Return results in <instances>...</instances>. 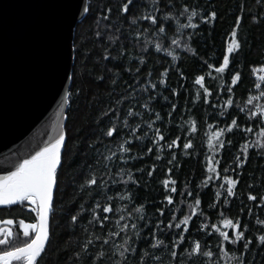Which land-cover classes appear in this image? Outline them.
Returning <instances> with one entry per match:
<instances>
[{
    "label": "trees",
    "instance_id": "trees-1",
    "mask_svg": "<svg viewBox=\"0 0 264 264\" xmlns=\"http://www.w3.org/2000/svg\"><path fill=\"white\" fill-rule=\"evenodd\" d=\"M123 0H88V11L84 19L77 25L74 34V64L72 68L71 86L68 96V109L66 113L65 135L66 143L62 153V164L59 168V187L55 190V212L51 217L50 240L47 242L44 252L38 258L39 264H114L120 257L117 247L123 243L124 239H129L131 245H135L142 250H147L150 256L156 259H146V264H228L223 254L219 251L216 243V236H205L203 233L195 234L199 228L200 221L204 217H193L191 239H201L207 248L213 251V256L208 257H171L168 248L161 247L159 250L147 248L146 245L152 243L151 239L145 240L149 236V231L144 228L148 223L154 228L157 218H161L155 211L156 207H166L164 224L167 225L168 219H171L168 210L174 211L177 216L182 218L188 213V201L194 197L187 196V191L200 193L201 209L213 223L217 221L220 212L223 211L225 216H240L243 222L249 224L251 229L264 228L256 224L257 217L264 219V207L257 208L259 196L264 194V153L255 147L249 149V158L243 168L237 169L240 173L239 183L235 189L236 197L231 198L228 206L221 207L223 200L217 202L218 206L214 209L209 205L215 200V189L219 187L213 182L207 187L202 186L206 173L202 166L204 156L208 153L206 144V133L208 132L206 123L220 124L221 126L227 120L231 121L232 116H236L241 126L250 125L246 121L244 113L238 109L245 107V102L250 96L259 97V92L264 91V18L253 22L251 16L259 15L264 12V2L258 3V0H174L172 9L171 22H165L168 26L167 38L161 41L160 37L151 32H141L139 38L136 37L138 29L148 28L147 22L141 20L139 24L130 27L127 20L131 18L132 13L138 15H148L163 9V4L167 0H136L135 6L124 19H121L119 7ZM184 4L192 5L197 13L201 10H215L218 13L217 19L212 24L201 23L198 17L193 18V22L199 26L197 29L181 27L187 23V14L181 15ZM107 8L112 11L109 14V20L97 21ZM161 15L163 12L161 11ZM242 14V22L238 28V39L241 43L239 51L232 55L230 69L240 72L238 84L233 86L234 104L228 109L226 117L213 116L214 111L218 112L219 108L213 109L204 105L202 101L193 103L196 95V88L192 80L196 74L201 73V69L207 72V67L203 61L211 58L210 62L215 63L216 57L222 59V51L229 41L227 33L235 23V16ZM110 24V31L104 30V25ZM115 29H120L116 32ZM97 31L101 33L100 37L96 36ZM189 33H195L191 42L187 41ZM110 36L118 37L115 43L109 39ZM183 38L188 47L193 52L184 50V46L176 48L170 46L173 38ZM161 42L168 51L177 55L173 60L166 51L156 52L155 44ZM147 44V49L142 46ZM110 53L116 59L105 60L104 56ZM126 51V55L120 57L118 54ZM144 56L146 63L143 71L137 77L135 72L124 73L123 68L131 66L133 69L139 66L140 56ZM136 60V63L132 61ZM179 66V71L177 70ZM170 69L164 86H158L155 94H160L157 101L150 102L152 112H148L139 105L148 101V93L152 89L146 83L149 70H152L151 80L153 82L159 79V72L164 68ZM111 70V71H109ZM179 72H183L187 79H181ZM213 75H215L213 73ZM103 76L101 82L98 77ZM230 82V75L225 76ZM206 85L214 91H221V96L211 97L217 105H222L228 96L226 88H223L219 80H213L211 76L206 77ZM141 88H148V92L141 91ZM178 89V96L172 97L171 90ZM135 89V90H133ZM169 97V101H165ZM171 102L178 104V109L170 117L168 112L171 110ZM264 105V98H257L249 107L255 105ZM141 113L134 120L129 118L131 125L142 122V130L137 129V135L141 137L133 143L130 155L140 156L144 152L143 159L125 160L121 158L118 151V145L128 138L126 129H124L125 115L128 108ZM159 112L163 118V123L167 125L164 129L165 135L170 140L175 135L181 134L183 129L180 125L183 121L191 117L198 125V131L191 135L194 140V147L191 149V155H178L177 163L180 167L174 168L172 173H167L169 167L168 160L171 158V152L166 147L161 153L162 159L155 160L156 152L148 154L145 145L148 144L149 138L153 136L152 130L147 128L148 118H154L155 113ZM107 113V115H104ZM212 116V119L209 117ZM117 126L121 129V134L114 137H106L103 133L108 127ZM260 122L256 121L253 132L245 133L240 130L234 131L229 138L233 141L234 147L225 148L222 154H218L221 160L219 170L222 174L224 168L228 167L227 175H233L232 165L230 162L234 156L238 155L240 145L247 140L254 143L261 139L259 136ZM156 128L162 127L160 121L154 125ZM187 128V125H184ZM147 133V137L144 136ZM180 148L183 147V140L179 142ZM115 154V155H113ZM103 157H111L105 161ZM243 158V157H241ZM157 165L154 175L148 177L147 171L151 165ZM139 169L140 171H137ZM123 170V171H122ZM132 171L134 177L140 181L139 185L131 182L125 184L127 179L126 172ZM170 175L177 181L178 189L187 190L182 194L181 191L172 193L174 205H167L166 202L161 204L165 189L160 181ZM96 177L97 180L103 179L107 187L102 188L99 184L95 186L87 185V179ZM249 185H252L250 188ZM127 189L131 202L116 198V193L125 194ZM251 192L257 196L256 201H249L247 196ZM106 196L114 197L113 207L127 206L125 211L111 215V223L101 229L99 223H89L91 220L90 209L99 201L104 202ZM27 202H25L26 204ZM140 204L145 205L144 219L140 221L137 217L133 222L139 224L141 235L137 236L131 230V225L121 232L118 237L111 238L108 245L102 246V240L96 241V236H107L109 231H118L116 221L120 215L129 219L128 214L133 212ZM252 206V213L249 214L247 208ZM241 208L244 211H241ZM183 209V211H181ZM76 215L77 220L73 222L71 216ZM7 219H12L14 223L8 225V232H0V239H7L8 243L0 245V252L8 250L10 247H19L26 242L23 235V229L19 220L23 219L25 223H32L35 219L34 214L21 204L11 207L0 208V225ZM123 223V222H121ZM192 221H190V224ZM179 231V230H175ZM11 232V236L8 233ZM126 233V234H125ZM165 243L173 240L174 236L167 232L161 233ZM91 240L93 243L86 250L82 246ZM115 246V247H114ZM187 241L184 247H187ZM125 247H130L126 245ZM243 251L242 243L239 245H226V250L231 256L234 251ZM183 251V249H179ZM103 252V256H96V253ZM79 254V255H77ZM125 264H132L134 254L129 250L125 254ZM246 260L254 264H264V249L256 250V245L245 254ZM15 264V262H13ZM135 264H140L139 255H135ZM236 264V261H232Z\"/></svg>",
    "mask_w": 264,
    "mask_h": 264
},
{
    "label": "snow or ice",
    "instance_id": "snow-or-ice-1",
    "mask_svg": "<svg viewBox=\"0 0 264 264\" xmlns=\"http://www.w3.org/2000/svg\"><path fill=\"white\" fill-rule=\"evenodd\" d=\"M155 2V0H154ZM163 3V0H161ZM264 2V0H258V3ZM136 0H123L122 4L119 7V12L122 14L121 19L123 20L126 14H129L132 8L135 6ZM174 7V0H167V3L163 4V9H158L156 12L148 15H138L132 13L131 18L127 20V23L130 27L139 24L141 20L148 23L149 27L144 29H138L136 32L137 39L139 38L141 32H151L152 34L160 37L161 41L167 38L168 26L165 22H171L172 20V9ZM88 11V9H85ZM112 9L107 8L101 15L97 17V21H107L109 20V14ZM161 11L163 14L161 15ZM187 14V23L181 25V27L197 29L198 24L193 22L194 17H198L201 23L212 24L218 17V13L215 10L203 11L198 14L196 9L190 4H184L181 10V15ZM264 18V12H261L259 15L253 14L251 19L253 22H256L259 19ZM242 22V14L235 16V23L231 27V30L227 33L229 41L222 51V59L216 57L215 63L210 62L211 58H207L203 63L207 67V72H204L202 68L200 71L203 74H196L192 80L196 88V95L193 98V103L197 101H202L204 105H208L213 109L219 108L218 112L213 113V116L226 117L228 115L227 109L234 104L233 92L235 85L238 84L240 80V72L233 71L230 69V64L232 63V55L237 53L241 48V43L238 39V28ZM112 26L110 24L104 25L105 31H110ZM116 32H120V29H115ZM195 33H189L187 36V41L191 42ZM97 37L101 36V33L97 31ZM112 43H115L118 37H109ZM184 46V50L193 52V49L188 47L186 41L181 38H173L170 41V46H175L176 48H181ZM144 49H147V44L142 46ZM156 52L166 51L173 60L177 59V55H174L172 51H168L165 48L164 44L157 42L155 44ZM104 59L107 61L109 59H116L112 57L110 53H107ZM126 51H121L118 55L120 57L125 56ZM136 63V60L132 61ZM146 60L142 55L139 58V66L133 69L131 66L123 68L124 73L135 72L137 77L140 76V73L143 71V66L145 65ZM177 70L179 71V66L177 65ZM111 71V70H109ZM170 69L164 67L159 72V79L155 82L151 80L152 70H149L148 77L146 78V83L152 89V92L148 93V101L139 106L145 109L148 112H152L150 107V102L157 101L160 94H153L158 86H164L167 83L166 77ZM261 71H264V68H261ZM213 73L215 75H213ZM181 79H187L183 72H179ZM230 75V82L225 79V76ZM211 76L213 80H219L223 88L227 89L228 96L224 100L222 105H217L211 99L213 96H221V91H214L209 86L206 85V77ZM68 79H71V75L67 76ZM101 82L104 80L103 76L98 77ZM264 80V77H261ZM264 87V84L260 85ZM135 90V89H133ZM141 91L148 92V88H141ZM171 96H178V89L173 88L171 90ZM257 98H264V91L259 92V97L250 96L245 102V107H240L238 111L244 113L246 116V121H250V125L241 126L238 123L236 116H232L231 121L228 122L225 120L223 125L206 123L208 132L206 133V144L208 153L204 156V161L202 166L206 175L204 180L201 182L202 186L207 187L212 185L215 181L219 185L215 189V200L209 205V208H216L218 206L217 202L223 200V206H228L231 198L236 197V187L239 183L240 173L237 172V169H241L246 164L249 158V149L255 147L264 153V105H255V107H249L252 105L253 101ZM68 99V93H64V102L66 103ZM165 101H169V97L164 98ZM178 109V104L171 102V110L168 112V115L171 117L173 113ZM104 115H107L105 113ZM141 113H138L133 110V108H128L125 121L124 129H126V134L128 136L124 142L118 145V151L121 153V158L125 160H137L144 158V152L141 151L140 156L130 155L133 143L137 140H140L141 137L137 135V129L142 130V122L136 123L134 126L130 124L129 118L135 119ZM213 117L210 116L209 119ZM160 121L162 127H154L155 123ZM256 121L260 122V131L259 136L261 139L256 140L254 143H249L245 140L238 150V155L234 156L233 160L230 162L234 167L232 168L233 175H227L229 171L228 167L224 168V173L222 174L219 170V165L221 160L218 158V154H222L225 148L234 147L233 141L229 136L236 130L243 131L245 133H251L256 126ZM187 125V128H184V125ZM167 127L163 123V118L159 112L155 113L154 118L149 117L147 121V128L152 130L153 136L149 138V142L145 145L146 151L148 154H151L153 151L156 152L155 160L159 161L162 159L161 153L166 147L171 152V158L168 160L169 167L166 169L167 173H172L174 168L180 167L177 163L178 155H191V149L194 147V140L191 138L192 134H195L198 131L197 123L189 117L188 120L183 121L180 125L183 131L179 135L173 136L170 140L165 135L164 129ZM121 134V129L113 125L108 127L103 133L106 137H114ZM147 133H144V136L147 137ZM183 140V147L180 148L179 142ZM65 142V133L61 132L54 140L45 141L42 146L39 147V150L35 151L33 154H30L27 158L21 159L19 163L15 166L14 170L7 171L4 175H0V206H10L14 204H21L26 207L30 213L34 214V221L32 223H25L23 219L19 220V224L23 229V235L26 238V242L19 247H10L8 250L0 252V264H39L38 258L41 257V254L44 252L46 243L50 240L51 232V217L55 212V190L59 187V168L62 164V147ZM115 155V154H113ZM243 157V158H241ZM105 161L110 160L111 157H103ZM157 165L153 163L151 169L147 171L148 177L154 175V171ZM123 171V170H122ZM137 171H140L137 169ZM127 179L124 181L125 184L131 182L134 185H139L140 181L136 179L132 171L126 172ZM87 185L95 186L99 184L102 188L107 187L103 179L97 180L96 177H91L86 181ZM163 185L165 192L163 193V200L160 202L163 204L166 202L167 205H174L175 201L172 193H176L178 190L183 194L187 190V184H185V189H178L177 181L172 179L170 175L167 176L164 180L160 181ZM251 188L252 185H249ZM187 196L194 197L188 201V213H186L182 218L177 216L174 211L168 210L171 219H168L167 225L164 224V220L161 219L165 217L166 207L157 206L155 211L159 213L161 218H157L155 227L152 228L148 223L144 224V228H147L149 231V236L145 237V240L151 239L152 243L146 245L147 248L154 250H159L161 247H166L169 250L171 257L176 258L180 257H208L213 256V251L210 248H207L201 239H191L190 234L192 233L193 224L195 221L193 217L200 218L204 217L200 221V226L195 230V234L203 233L205 236H216V243L218 245L219 251L223 254L224 258L228 261V264H232V261H236V264H254V262L247 261L245 254L251 249L253 245H256V250L264 249V231H261L259 228L251 229L252 235H248L250 228L249 224L243 222L240 216L234 218L225 216L224 212L221 211L217 217V221L213 223L209 217L201 209V196L200 193H193L192 191H187ZM116 198L121 200H128L131 202V197L128 195L127 189H125V194L121 195L116 193ZM247 199L249 201H256L257 196L249 192ZM259 203L255 205L257 208L264 207V194L259 196ZM114 197L106 196L103 203L97 201L93 207L89 210L91 214V220L89 223L97 222L99 223L101 229L107 227L112 220L110 214L113 212L119 214L126 209V205L113 207ZM25 202H27L25 204ZM144 209L145 205L140 204L134 209L133 212L128 214L129 219H126L125 216L120 215L119 219L116 221V228L118 231H109L107 236H96V241L102 240V246L108 245L111 238L118 237L121 232L131 225V230L137 236L141 235L142 230L139 229V224L133 222L138 219L143 221L144 219ZM183 211V209H181ZM241 211H244L241 208ZM249 214L252 213V206L247 208ZM71 220L75 222L77 220L76 215L71 216ZM190 221L192 223L190 224ZM123 222V223H121ZM2 223L12 225L14 221L12 219H7ZM256 224L264 228V219L257 217ZM179 230V231H175ZM167 232L174 236L173 240L169 243H165V239L160 238L161 233ZM126 234V233H125ZM8 236H11V232L8 233ZM187 241L188 246L184 247V242ZM8 243L7 239H0V245H5ZM93 242L91 240L88 243L82 246V250H86L90 244ZM242 243L243 251L237 249L231 253L229 256L228 251L226 250V245H239ZM129 245L130 247H125ZM115 247V246H114ZM183 251H179V249ZM134 254L132 259V264H135V255H139L140 264H146V259H156L154 256H150L147 250H142L135 245L130 244L129 239H124L123 243L117 247V252L120 257L119 260H116L114 264H125L127 252ZM79 255V254H77ZM103 252L96 253V256H103ZM181 264H184L181 261ZM191 264V260H189ZM210 264V262H209Z\"/></svg>",
    "mask_w": 264,
    "mask_h": 264
},
{
    "label": "water",
    "instance_id": "water-1",
    "mask_svg": "<svg viewBox=\"0 0 264 264\" xmlns=\"http://www.w3.org/2000/svg\"><path fill=\"white\" fill-rule=\"evenodd\" d=\"M85 9L88 0H0V175L65 133Z\"/></svg>",
    "mask_w": 264,
    "mask_h": 264
},
{
    "label": "rangeland",
    "instance_id": "rangeland-1",
    "mask_svg": "<svg viewBox=\"0 0 264 264\" xmlns=\"http://www.w3.org/2000/svg\"><path fill=\"white\" fill-rule=\"evenodd\" d=\"M8 226H7V224H2V225H0V232H3V231H6V232H8Z\"/></svg>",
    "mask_w": 264,
    "mask_h": 264
}]
</instances>
